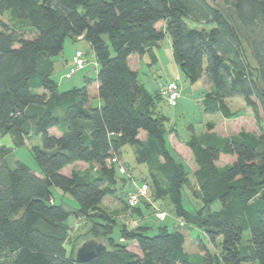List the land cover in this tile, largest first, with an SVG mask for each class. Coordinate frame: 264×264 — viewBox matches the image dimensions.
<instances>
[{
	"label": "trees",
	"instance_id": "1",
	"mask_svg": "<svg viewBox=\"0 0 264 264\" xmlns=\"http://www.w3.org/2000/svg\"><path fill=\"white\" fill-rule=\"evenodd\" d=\"M166 33L184 78L209 86L202 112L233 118L228 100L240 97L257 123V132L222 136L207 123L193 133L185 142L190 172L168 142L160 82L149 91L129 62L147 55L155 63ZM67 39L90 46L97 71L60 90L54 58ZM0 134L15 146L32 135L42 141L30 149L41 176L19 160L11 165L12 149L0 146V264H264V0H223L222 9L207 0H0ZM125 147L180 225L161 222L148 236V225H128L102 205L124 193ZM52 187L71 209L55 202ZM186 187L199 202L193 210ZM70 216L87 226L77 245ZM194 228L213 246L200 240L198 261L185 250V230ZM88 239L105 250L78 262L75 251Z\"/></svg>",
	"mask_w": 264,
	"mask_h": 264
},
{
	"label": "rangeland",
	"instance_id": "2",
	"mask_svg": "<svg viewBox=\"0 0 264 264\" xmlns=\"http://www.w3.org/2000/svg\"><path fill=\"white\" fill-rule=\"evenodd\" d=\"M210 4L217 6L218 8H223V0H207ZM7 19V16L4 17ZM191 23V22H190ZM192 26H196V24H190ZM206 29L211 28V25L202 24ZM170 43L169 34L166 33V36L161 41V46L163 50L168 47ZM83 50L84 56L86 58V62L82 68H79L76 72L74 71L70 78H65V74L73 68L72 57L75 54L76 50ZM111 49V48H110ZM113 53V49H111ZM56 62H54V71L52 73V77L56 80L59 85L60 90H66L73 86L80 87L83 85L84 77L95 78L97 66H95V57L90 46L84 40H77L76 42H71L70 40H66L64 44V48L62 52L55 57ZM67 62H66V61ZM150 61V60H149ZM74 69V68H73ZM179 70V69H178ZM178 76V86H179V98L175 106H168L165 103L160 105V108L164 114L169 117V121L167 126L173 128L172 134L168 136V140L173 148L178 152L181 157L182 163L185 165L188 172L192 171L195 168V164L192 158V155L189 149L186 147L185 142L190 138V136L194 133L195 135H199L206 131V125L208 122L214 123L216 126V132L225 135L233 134V132L238 131L240 128H244L249 131L257 132V123L254 119L252 111L250 108L244 105L243 100L240 97H232L228 100L229 106L232 110L237 111L238 115L233 118H224L219 113H204L201 110V100L208 90V88L204 87L205 81L203 77L196 82H189L184 78V75L181 71H177ZM172 73L170 68L167 65V61H161L157 65H150L148 67L142 66L141 70L138 73V80L146 85L148 82H152L156 84L157 82H165L172 79L177 78L176 74ZM168 79V80H166ZM205 82V83H204ZM207 84V83H206ZM243 103H242V102ZM4 145L12 149L11 154L8 157V161L11 165L16 160L21 161L25 165H27L32 171H34L37 175H42V172L39 166L36 164L33 155L30 151L31 147L36 145L38 147L42 146L41 136L40 135H32L29 139L25 140L23 145L15 146L13 142V138L10 134L1 135L0 134V146ZM123 149V158L122 163L126 167H124L123 174L120 176H124L127 179L126 183L123 185L122 190L124 191L121 196L116 197H105L103 199V205L108 210H117L120 211L119 221H122L128 225L133 224L134 222L140 223L141 219H135L131 215V207H126L123 200H127V195L129 192L134 191L139 184L147 183L148 185V193L147 198L141 199L142 202L145 203L147 209V217L148 221L152 222L153 220L158 223L170 222L171 220H176L173 217V213L171 211L170 205L167 201V198H156L150 193L149 189V181L147 180V170L145 169V165L141 163H137L134 159L132 151L129 149L130 147H125ZM226 158H223V160ZM77 168H85L83 163H76L72 165ZM70 167H66L63 169L64 172L69 171ZM191 177V175H189ZM193 184V181H192ZM191 184V185H192ZM195 188V187H194ZM182 192L184 197L185 206L187 209L193 210L196 204L199 202L194 195L191 193V189L186 187ZM53 191V199L57 204H61L63 207L67 209H71L72 207L68 206L67 200H70L68 195H64L62 191L56 187H52ZM120 191V189H119ZM195 200V203L190 201L191 203L186 202V200ZM195 204V206H194ZM125 206V208H123ZM211 209H218L219 202H213L210 205ZM123 210H126V213H121ZM160 210H163L166 214L164 220H159L156 217V213ZM145 218V217H144ZM143 218V219H144ZM68 225L71 228V239H74L76 235H79V238L76 240V245L86 237L84 232L87 231V226L84 225L82 220H77L73 216H70L67 220ZM150 228L147 231V235H153L156 233V225ZM180 225V223H178ZM249 231H245L243 234L242 242L246 243L249 239ZM193 240V241H192ZM200 240L213 252V246L208 242L205 234L199 229L190 230L187 235V240L185 242V250L192 254V260L198 261L197 255L199 254L198 244ZM69 245L66 244V248L68 249ZM253 264V263H249Z\"/></svg>",
	"mask_w": 264,
	"mask_h": 264
},
{
	"label": "crops",
	"instance_id": "3",
	"mask_svg": "<svg viewBox=\"0 0 264 264\" xmlns=\"http://www.w3.org/2000/svg\"><path fill=\"white\" fill-rule=\"evenodd\" d=\"M154 51V54L156 56V62L153 63V64H150V61H149V57L147 55H143V56H137V55H131L129 57V62H130V65L131 67L136 70L138 73L139 71L141 70L142 66L144 65V67H148L150 65H157L159 64L161 61H167V65L168 67L170 68V70L172 71V73H177V71H180L178 65L176 64V62L174 61V58L172 56V50H171V44L169 43L168 44V47H166L164 50L161 46V44L157 47H155L153 49ZM57 60H55L54 58V62H56ZM66 61V60H65ZM67 62V61H66ZM179 69V70H178ZM177 78H179L180 76H178V73L176 74ZM168 80V79H166ZM205 83V82H204ZM158 84V82L156 84H153L152 82H148L146 85H144L149 91H153L155 88H156V85ZM204 87L206 88H209L208 84L205 83ZM206 93V92H205ZM205 95V94H204ZM204 97V96H203ZM203 99V98H202ZM202 101V100H201ZM242 102V101H241ZM243 103V102H242ZM210 123V122H208ZM213 124V129L212 131L216 132V126L214 123H211ZM238 131L236 132H233V134L237 133ZM217 133V132H216ZM219 134V133H217ZM221 135V134H220ZM229 134L225 133V135H222V136H228ZM231 135V134H230ZM169 136V135H168ZM168 139V137H167ZM169 142V140H168ZM170 144V142H169ZM170 146L172 147L173 150H175L173 148V146L170 144ZM176 151V150H175ZM177 152V151H176ZM178 153V152H177ZM195 169V168H194ZM193 171V170H192ZM164 201H167L168 200H164ZM142 205H139V210H140V213L135 216L133 215L132 217L135 218V219H141L142 218V221L140 223H137L138 225H148L150 228L154 227V224L158 223V222H155L154 220L152 222L148 221V219H146L147 217V209H146V206H145V203H141ZM102 205H103V202H102ZM104 206V205H103ZM123 208H125V206H123ZM122 208V212L121 213H126V210H123ZM113 211H117V210H113ZM118 212V219H119V216H120V211H117ZM145 217V218H144ZM144 218V219H143ZM165 223H169L170 225H172L173 227H176L178 226L179 222H176V220H171L170 222H165ZM159 225V223L156 225V227ZM190 230L187 231L185 230V236H186V240H187V235L189 234ZM193 241V240H192ZM186 242V241H185ZM253 264H257V262H251ZM249 264V263H247Z\"/></svg>",
	"mask_w": 264,
	"mask_h": 264
},
{
	"label": "built area",
	"instance_id": "4",
	"mask_svg": "<svg viewBox=\"0 0 264 264\" xmlns=\"http://www.w3.org/2000/svg\"><path fill=\"white\" fill-rule=\"evenodd\" d=\"M84 54L85 53L83 50L79 49L75 51V54L72 57V64L74 69L71 68L70 71L64 75L65 78H70L74 71L76 72L79 68H82V66H84L86 62ZM158 90L161 97L168 106H174L177 103V100L180 96L177 79H173L165 83H160L158 86ZM122 171L123 169L120 168V172ZM147 193L148 185L146 183H143L138 186L134 191L128 193L126 202L130 207L137 206L141 199L147 198ZM156 217L159 220H164L166 214L163 210H160L156 213Z\"/></svg>",
	"mask_w": 264,
	"mask_h": 264
},
{
	"label": "water",
	"instance_id": "5",
	"mask_svg": "<svg viewBox=\"0 0 264 264\" xmlns=\"http://www.w3.org/2000/svg\"><path fill=\"white\" fill-rule=\"evenodd\" d=\"M105 250V246L92 239L82 242L75 251V260L78 262H88L93 257L99 255Z\"/></svg>",
	"mask_w": 264,
	"mask_h": 264
}]
</instances>
